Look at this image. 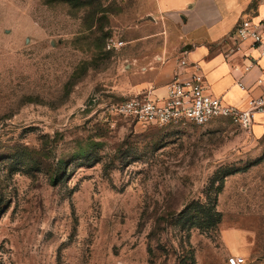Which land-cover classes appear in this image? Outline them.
I'll list each match as a JSON object with an SVG mask.
<instances>
[{"label": "rangeland", "instance_id": "obj_1", "mask_svg": "<svg viewBox=\"0 0 264 264\" xmlns=\"http://www.w3.org/2000/svg\"><path fill=\"white\" fill-rule=\"evenodd\" d=\"M134 10L0 0V264H264V131L109 113L145 75L105 48Z\"/></svg>", "mask_w": 264, "mask_h": 264}, {"label": "crops", "instance_id": "obj_2", "mask_svg": "<svg viewBox=\"0 0 264 264\" xmlns=\"http://www.w3.org/2000/svg\"><path fill=\"white\" fill-rule=\"evenodd\" d=\"M136 22L127 27L125 52L132 68L145 75L134 93L165 97L175 76L186 79L185 57L200 65L209 92L227 104L244 107L264 92V53L252 42L231 38L236 25L250 15H264L259 0H132ZM242 84L245 89L242 90ZM254 129L256 133H254ZM264 115L251 132L260 137Z\"/></svg>", "mask_w": 264, "mask_h": 264}, {"label": "built area", "instance_id": "obj_3", "mask_svg": "<svg viewBox=\"0 0 264 264\" xmlns=\"http://www.w3.org/2000/svg\"><path fill=\"white\" fill-rule=\"evenodd\" d=\"M264 4V0H259ZM231 38L237 42L250 41L264 53V15L259 13L244 17L234 28ZM122 41L113 38L106 41V50L122 48ZM182 67L188 66L191 73L186 79L175 76L167 88L165 97L137 95L121 103L108 106L110 114L133 120L138 125L163 127L169 125L206 126L226 120L243 130L251 131L259 115H264V92L247 100L244 107L227 104L209 92L207 82L199 64L180 60ZM264 79L258 80V83ZM241 89L245 87L239 84ZM244 258L231 257L228 264H245Z\"/></svg>", "mask_w": 264, "mask_h": 264}, {"label": "trees", "instance_id": "obj_4", "mask_svg": "<svg viewBox=\"0 0 264 264\" xmlns=\"http://www.w3.org/2000/svg\"><path fill=\"white\" fill-rule=\"evenodd\" d=\"M66 1H68V0H66ZM58 164L60 165V164H66V163L64 161H61ZM36 165L38 167H40L41 166V162L40 161L37 162ZM51 175H52L51 176L52 183L54 185H57L60 182L61 178H62V174H59L58 172H56V173L52 172Z\"/></svg>", "mask_w": 264, "mask_h": 264}]
</instances>
